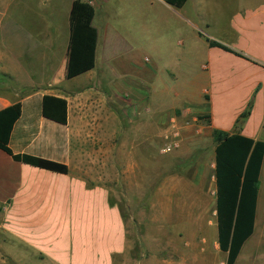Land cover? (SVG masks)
<instances>
[{"label":"crops","instance_id":"obj_1","mask_svg":"<svg viewBox=\"0 0 264 264\" xmlns=\"http://www.w3.org/2000/svg\"><path fill=\"white\" fill-rule=\"evenodd\" d=\"M125 1L49 0L50 7L44 9L45 16L38 17L39 20L45 24L43 20L63 17L66 19V30H53V34L46 37V40L41 36L43 32H40L38 38L32 40L33 48L30 51L36 52L37 62L40 63L36 65L35 74L21 62L26 55L25 50L20 52L18 60L14 59L18 64L13 66H4L6 60L0 52V75L7 74L16 79L15 82L12 78L11 83L32 88L28 93H18L8 81L6 84L0 82V111L18 102L22 105L21 117L10 138L12 152L59 162L69 167L68 174L53 172L15 161L12 156L0 150V264H118L127 253V231L122 209L113 199L109 187L101 183L109 168L120 176L122 113L113 107H73V87L59 92L53 89L63 85V82L55 81V76L60 72L67 77L64 82L82 76L87 81H104L107 76L104 68L108 63L99 60L97 56L100 46L98 27H102L99 20L102 16L115 14ZM245 3V0H187L182 7H175L163 0H128L123 5L130 13L131 21L146 19L147 50L160 51L159 44L167 42L171 25L176 20L188 25L204 43L203 68L207 72L209 90L204 89L203 92L204 98L209 95L211 105L207 109L211 120L206 130L213 142L212 132L215 129L235 132L236 122L252 98L254 107L240 134L264 141V0L254 6ZM84 10L89 18L88 28L96 31L95 56L91 65L87 64L88 67L75 74L70 69L67 54L76 32L73 30L76 27L74 19L81 17L80 12ZM96 18L98 26H95ZM159 23L162 28H159ZM164 28L167 30H162ZM103 29V50L107 51L110 44L116 45L119 41L113 39L114 34H109V28ZM132 32L133 30L131 34ZM118 33L115 34L120 39ZM158 35H162V38L157 39ZM207 38L241 51L259 64L221 48L210 47ZM154 58L152 56L149 61H154ZM52 61L55 62V71L51 88L43 89L33 78L42 69V65ZM151 72H155L154 69ZM164 73L173 82L177 81L176 76H171L173 73ZM108 75H111L109 70ZM102 94L104 96L105 92ZM46 95L67 99L66 125L43 115V99ZM148 96L152 103L147 109L151 114L148 123L151 129L157 127L162 130L170 122L168 116H172L177 108L155 106L153 92L148 91ZM184 104L182 112L184 118H187L192 112V104ZM199 113L203 116L205 111ZM174 136H180V133ZM174 136L171 137L170 144L176 140ZM168 139L169 137L166 141ZM196 145L203 147L202 150L199 149V155L205 149V142L197 140ZM215 150L216 144L209 150V160L212 161L210 167H207L202 155L192 167H186V164L183 166V169H189L184 176L182 173L173 175L181 169L180 166L175 168L172 165L171 169L175 170L163 181L162 186L165 188L163 194L168 197L167 207L171 206L173 209L177 205L179 210L185 211L178 219L185 221L183 223L186 225L214 227L215 244L219 246L216 233ZM186 152L174 151L171 156L177 158L182 154L186 155ZM95 168L99 171L98 175L93 174ZM208 176L213 181L214 213L213 220L207 222L204 219L203 222V212L207 211L206 204L208 205L204 198L207 195L205 181ZM260 182L255 230L252 235L255 239L253 248L256 245L259 254L264 252V237L257 234L258 227L264 220V162Z\"/></svg>","mask_w":264,"mask_h":264},{"label":"rangeland","instance_id":"obj_2","mask_svg":"<svg viewBox=\"0 0 264 264\" xmlns=\"http://www.w3.org/2000/svg\"><path fill=\"white\" fill-rule=\"evenodd\" d=\"M260 1L245 0V4L254 6ZM126 3L128 0L121 4L120 10H116L115 14L102 16L99 20L102 27H98L100 46L97 56L99 60L108 63L104 68L107 72L104 81H87L82 76L64 82L67 77L60 72L55 76V81L63 82V85L53 88L59 92L73 87V107H113L122 113L120 176L114 169L109 168L101 179V183L109 187L113 199L120 205L126 225L127 253L118 264H226L227 255L215 244L214 227L186 225L183 223L185 221L179 220L178 216L181 218L185 211L179 210L177 205H174L173 209L171 206L167 207L168 197L163 194L165 188L162 186L163 181L177 166H180L181 170L173 175L182 173L184 176L189 169H183V166L186 164V167H192L200 155L206 160L207 167L212 164L209 160V150L213 149L215 143L206 130L209 121L203 117L201 119L199 113L205 111L203 116H206L207 109L211 108V105L206 103L203 92L204 89L209 90L207 72L203 68L204 43L188 25L176 20L171 25L167 42L164 41L166 44H159L160 51L147 50L146 19L131 21L130 13L123 6ZM48 7L49 0H0V52L6 60L4 66L17 65L18 55L25 50L26 55L21 62L24 67L35 72L36 65L40 63L37 62L36 52L30 51L33 48L32 40L38 38L40 32H43L41 36L46 40V37L49 38L50 34H53V30H66V19L63 17L46 19L43 20L45 24L41 23L38 17L43 16L46 13L44 9ZM80 14L81 17L74 19L76 27L73 30L76 32L73 45L67 54L70 69L75 74L88 67L90 52H94L87 25L88 16L85 10ZM97 21L96 18L95 26H98ZM106 27L110 29V35H115L113 39L119 41L116 45L110 44L107 51L103 50V28ZM160 27L162 28L161 23ZM114 32H119L120 39ZM159 38H162V35H158L157 39ZM117 49L121 50L116 51ZM152 56H156V59L149 61ZM1 62L0 59V65ZM54 63L52 61L42 65V69L37 70L39 72L34 75L33 81L42 85L43 89L51 88ZM151 69H154V75ZM108 70L111 75H108ZM164 72L173 73L170 75L176 76L177 81L173 82ZM12 78L16 82V79ZM12 78L7 74L0 75V82L6 84L8 81L18 93H28L32 90L21 87L18 83H11ZM148 91L155 95V106L177 108L172 112L173 119L168 116L170 122L165 124L162 130L157 127L151 129L148 123L151 114L147 109L152 104ZM185 102L192 104V112L187 118H184L182 112ZM176 133H180V136L175 137ZM173 136L176 140L170 144ZM197 140L205 142V149L199 155V149L202 150L203 147L196 145ZM174 143L179 146L174 147ZM183 150L187 151L186 155L182 154L177 158L171 156L172 152ZM172 165H175L174 169H171ZM98 172L96 168L93 170V174L98 175ZM205 182L207 195L203 194L208 205L206 204L207 211H204L205 214L203 212L202 218L203 222H209L213 220L214 213L213 181L208 176ZM262 188L264 199V187ZM257 232L264 237V220L261 221ZM216 233L218 235V231ZM254 240L253 236L248 240L237 264H264V252L259 254L256 245L253 248Z\"/></svg>","mask_w":264,"mask_h":264},{"label":"trees","instance_id":"obj_3","mask_svg":"<svg viewBox=\"0 0 264 264\" xmlns=\"http://www.w3.org/2000/svg\"><path fill=\"white\" fill-rule=\"evenodd\" d=\"M175 7H182L187 0H163ZM89 19V18H88ZM90 29L91 45L89 65L95 56L96 31ZM210 47H218L255 64L258 61L245 53L221 42L207 38ZM210 103L209 95L205 96ZM254 98L247 109L239 116L234 133L215 129L212 132L215 150V177L217 185V224L218 244L220 250L227 255L226 264H236L245 242L253 235L257 214L260 190V175L264 162V141L240 134L245 122L251 116ZM22 114V105L15 103L0 111V150L13 157L15 161L30 164L62 174L69 173L65 164L43 158L14 154L9 146L11 134L16 122ZM43 115L55 122L68 123L67 99L54 95H46L43 99ZM209 122L210 115L201 116Z\"/></svg>","mask_w":264,"mask_h":264},{"label":"built area","instance_id":"obj_4","mask_svg":"<svg viewBox=\"0 0 264 264\" xmlns=\"http://www.w3.org/2000/svg\"><path fill=\"white\" fill-rule=\"evenodd\" d=\"M178 146H179L178 144L174 143V147H178Z\"/></svg>","mask_w":264,"mask_h":264}]
</instances>
